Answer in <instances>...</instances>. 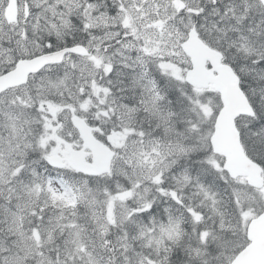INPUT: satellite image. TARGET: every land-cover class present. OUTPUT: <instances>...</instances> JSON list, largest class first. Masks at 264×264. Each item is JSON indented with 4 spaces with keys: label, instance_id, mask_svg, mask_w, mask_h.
Masks as SVG:
<instances>
[{
    "label": "snow or ice",
    "instance_id": "6c2138e0",
    "mask_svg": "<svg viewBox=\"0 0 264 264\" xmlns=\"http://www.w3.org/2000/svg\"><path fill=\"white\" fill-rule=\"evenodd\" d=\"M0 264H264V0H0Z\"/></svg>",
    "mask_w": 264,
    "mask_h": 264
}]
</instances>
